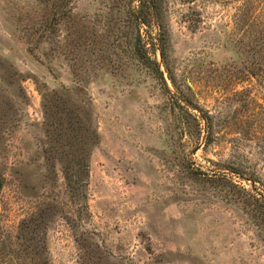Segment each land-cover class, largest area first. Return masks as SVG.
Masks as SVG:
<instances>
[{"label":"rangeland","instance_id":"obj_1","mask_svg":"<svg viewBox=\"0 0 264 264\" xmlns=\"http://www.w3.org/2000/svg\"><path fill=\"white\" fill-rule=\"evenodd\" d=\"M142 2L0 0V264H264V0Z\"/></svg>","mask_w":264,"mask_h":264},{"label":"trees","instance_id":"obj_2","mask_svg":"<svg viewBox=\"0 0 264 264\" xmlns=\"http://www.w3.org/2000/svg\"><path fill=\"white\" fill-rule=\"evenodd\" d=\"M160 4L161 0H143L140 5L141 18L139 23L143 25H151L155 23L158 27L157 39L159 42V53L162 59V63L164 65L165 71L168 74L169 79L173 82V77L171 76L170 69L168 67L167 55H166V46L168 44V35L167 31L163 28L162 23L160 21ZM135 54L141 61L146 64V66L153 69L150 65L151 60L147 57L145 49L142 46H138L135 48ZM156 71L159 74V68L155 67ZM80 151V150H79ZM84 153V155H83ZM73 155V160L70 166L66 165L64 167V177L68 181V185H71V190L80 195H82V184L84 182V178L87 176V160L85 157V150L79 154L77 150ZM82 155V156H80ZM87 156V155H86ZM81 197V196H80Z\"/></svg>","mask_w":264,"mask_h":264}]
</instances>
